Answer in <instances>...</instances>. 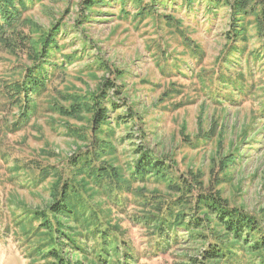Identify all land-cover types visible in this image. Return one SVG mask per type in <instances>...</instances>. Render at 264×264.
Masks as SVG:
<instances>
[{
    "label": "rangeland",
    "instance_id": "rangeland-1",
    "mask_svg": "<svg viewBox=\"0 0 264 264\" xmlns=\"http://www.w3.org/2000/svg\"><path fill=\"white\" fill-rule=\"evenodd\" d=\"M86 1L38 0L21 17L26 21L18 31L35 39L61 27L57 52L46 66L47 88L34 96L27 120L1 89L38 63L28 47L12 53L0 44V264H51L41 255L29 256L26 235L35 231L32 242L49 244L39 226L41 217L34 213L49 209L57 182L63 186L67 179L85 189L87 214L94 211L101 224L117 230L135 264L201 260L208 248L204 240L179 231L178 241L172 240V232L168 244L142 222L177 195L166 180L130 177L136 149L172 166L176 179L193 183V175H200L203 191H219L226 204L253 215L264 228V55L253 59L261 47L254 18L245 20L244 37H233L234 20L224 9L210 13L199 3L189 7L182 0L166 5L132 1L124 7L99 0L87 9ZM143 8L154 11L140 14ZM236 47L237 56L231 53ZM67 56L70 60L64 61ZM235 78L234 87L223 83ZM94 94L114 121L111 136L101 134L113 149L99 161L112 163L129 180L121 183L125 187L118 195L103 184L81 185L77 174L65 179L69 161L93 141V115L82 102ZM77 106L79 111L72 113ZM121 113L131 114L128 124L115 122ZM41 169L48 170L45 177L37 175ZM27 212L32 219L22 230L17 222L26 220L21 218ZM91 218L96 225L98 219ZM75 224L76 234L84 231ZM64 247L75 263L94 264L91 254L85 258ZM256 254L237 251L229 260L209 264H259Z\"/></svg>",
    "mask_w": 264,
    "mask_h": 264
},
{
    "label": "trees",
    "instance_id": "trees-1",
    "mask_svg": "<svg viewBox=\"0 0 264 264\" xmlns=\"http://www.w3.org/2000/svg\"><path fill=\"white\" fill-rule=\"evenodd\" d=\"M36 1L38 0H0V44L12 53H17L20 50L25 51V47H28L29 55H32V58L35 59L34 62L38 63L34 67H28L21 79L5 82L1 89L3 97L8 100V104L22 110L21 118L24 120L29 119L33 112L34 96L47 88L49 72L46 66L52 65L50 56L57 52L56 36L61 28L59 27L54 35H50L49 32L42 34L37 39L18 31V27L26 21L21 18L23 13L28 11V8L33 6ZM109 1L120 3L124 7L128 2H140L141 0H103V3L107 4ZM154 1L160 5H166L168 2V0ZM169 1L174 2L173 0ZM182 1L188 3L189 7L194 3H199L210 13L222 9L228 11L235 24L233 25V37H244L248 33V29L245 32L247 27L245 20L253 17L256 35L261 43L259 50L253 54V59L258 60L264 55V0ZM86 2V8L91 9L97 6L99 0H87ZM141 10L140 14L148 13L150 15L154 11L148 8ZM231 53L237 56L238 48L233 49ZM69 57H63V60L66 61ZM228 61L233 63L236 60L229 58ZM238 80L235 78L223 83L226 86L234 87ZM109 83L106 81L107 86ZM233 90L236 91L234 88ZM98 97L97 94H94L82 102V106H86L93 115L91 122L93 141L86 151L77 154L69 161L71 170L67 171L65 179L77 174L76 177L81 185L94 184L100 186L103 184L109 192L118 195L119 190L125 187L121 183L126 184L129 180L119 174L118 169L112 163L99 161L103 155H110V150L113 149L110 142L104 140L101 134L111 136L114 121L109 120L110 110L101 105ZM72 111V113L79 111V106L74 107ZM130 115V113L118 114L115 122L128 124ZM205 140L206 138H203L202 141ZM135 152L138 154V158L131 163L130 177L142 181L153 179V177L166 180L169 182L170 191L177 195V198L165 202L159 213H148L147 216H143L142 222L153 228L154 234L168 244L171 237L170 233L175 232L172 240L176 242L178 241V232L186 231L191 233L189 237H194V241L202 239L208 245V248L201 253V260L192 258L187 264L220 263L231 259L237 254V251H243L250 256L257 253L256 261L259 264H264V228L253 215L226 204L219 191H203L200 175H193V183L182 176L176 179L171 174L172 166L156 158L153 153L144 152L141 149H136ZM45 169L36 170L37 175L45 177L48 171ZM79 177L81 178L79 179ZM58 184L59 181L52 192L54 200L49 204V209L46 212L41 211L39 214L34 213V215L41 217L39 226L45 233L44 237L48 239L49 244L42 247L32 242L37 237L34 234L35 231L32 234H27V241L31 244L30 248L32 249L29 256L41 255L43 258H48L51 264H80L75 263L70 258V254L65 256L64 250L66 248L64 246L69 245L71 248H75V253L82 254L85 258L91 254L94 264H135L132 262L133 256L124 250L122 244L125 242L119 238L117 230L101 224V218L95 217L94 211L87 214L86 210H90V208L85 203V196H87L85 189H76L74 184L77 183L68 184V179L64 181L63 186ZM170 202H172L171 205ZM19 210L21 211V209ZM186 211L189 214H186ZM29 213L27 212L21 218L26 220L17 222L19 224L17 226L22 230L28 229L27 220L32 219V214ZM92 216L98 219L96 225L92 221ZM74 223H76L74 227L77 229L84 228L81 233L86 231V235H82L80 232V234H76L72 228ZM87 233L90 235L89 238ZM88 239L89 242L94 241L93 246L89 247L87 242L83 241ZM28 243L26 242L29 246ZM29 256H26V259L32 261L33 257Z\"/></svg>",
    "mask_w": 264,
    "mask_h": 264
}]
</instances>
